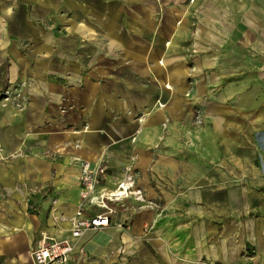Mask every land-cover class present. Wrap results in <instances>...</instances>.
Returning <instances> with one entry per match:
<instances>
[{
    "label": "crops",
    "instance_id": "crops-1",
    "mask_svg": "<svg viewBox=\"0 0 264 264\" xmlns=\"http://www.w3.org/2000/svg\"><path fill=\"white\" fill-rule=\"evenodd\" d=\"M244 2L0 0V90L22 92L0 109V264L29 261L43 236L75 243L65 264H264V0L248 15ZM248 20L259 98L210 104L217 147L199 163L178 146L184 96L199 80L239 90L225 77L245 74ZM102 160L84 197L82 163ZM80 207L109 224L74 237Z\"/></svg>",
    "mask_w": 264,
    "mask_h": 264
},
{
    "label": "rangeland",
    "instance_id": "rangeland-1",
    "mask_svg": "<svg viewBox=\"0 0 264 264\" xmlns=\"http://www.w3.org/2000/svg\"><path fill=\"white\" fill-rule=\"evenodd\" d=\"M254 0H245L244 6L246 9V15L252 14L251 9L253 8ZM54 15L51 16V19L48 21V30L52 31L55 36L60 35L61 26L56 16V13L59 12H53ZM38 14H41L38 12ZM250 21V22H249ZM250 23L249 26L245 27L244 35H245V74L239 75V76H227L225 79H229V81L232 80V82H235L240 79L244 80V83H239L238 85H232V86H239V90H223L225 87H221L220 83L216 81V84L213 85L212 89L208 90L202 85H200L203 80H199L197 83V87L193 89L192 91L188 92L184 97L189 98L192 103L190 105V108H187V116L186 120L182 121V133L180 134V141L178 145L180 147V150L184 153L185 156L193 158L196 157V160L199 163H204L205 160L208 158V154L211 155V152L215 150V147H217V144L212 139L211 135V123H210V111L209 107L210 104H214L216 100L221 99V95L224 94H240L239 99L243 104H245L244 107H248L252 111V106H248V104H252L253 98H259L258 96V88L259 87L256 83H254V79H256L258 76L257 74H254L252 70V65L257 67L258 60L254 58V54L256 53V44L251 41V35L255 31L254 22L253 20H248ZM247 23V21H246ZM252 24V25H251ZM22 48L26 52H29L32 49V43L28 41H22L21 43ZM263 47V46H262ZM57 56H59L57 54ZM8 60H4V65L1 67L2 70H0V84L5 78V69L7 65ZM261 62L264 63V59H261ZM255 64V65H254ZM255 67V68H256ZM219 76H215L214 79H219ZM203 79V78H201ZM262 79L264 81V76H262ZM215 81V80H214ZM224 82H226L224 80ZM218 87V88H216ZM8 87L4 90H0V109L1 107H6L8 101L14 96L15 98H18L21 96L22 92L19 93L17 90H8ZM211 88V87H209ZM261 89H264V86L261 85ZM264 93V92H263ZM212 99V100H211ZM157 105L164 104L161 101V98L158 97L156 100ZM215 110V109H214ZM237 115L233 116L236 117ZM240 116V115H238ZM252 117H249L251 119ZM264 135V134H263ZM134 139V138H133ZM135 140V139H134ZM261 145L264 149V136L261 140ZM178 150V149H177ZM212 159V156H211ZM103 161V160H102ZM105 162V161H104ZM106 163V162H105ZM107 164V163H106ZM108 165V164H107ZM109 170V166H108ZM108 175V171L106 175H104V179L102 180L101 185L103 184L104 180L106 179ZM99 185V186H101ZM98 186V187H99ZM97 187V188H98ZM96 188V190H97ZM95 190V192H96ZM9 198V194L7 192H4L3 190H0V199H7ZM200 205L204 206V210L210 211L214 208L210 205L208 201L200 202ZM216 223L219 225V221H216ZM219 227V226H218ZM221 228V227H220ZM250 252V251H249ZM196 264H217L212 263L208 259H199L195 262ZM245 264V263H244ZM247 264V263H246Z\"/></svg>",
    "mask_w": 264,
    "mask_h": 264
},
{
    "label": "built area",
    "instance_id": "built-area-1",
    "mask_svg": "<svg viewBox=\"0 0 264 264\" xmlns=\"http://www.w3.org/2000/svg\"><path fill=\"white\" fill-rule=\"evenodd\" d=\"M81 168L80 181L87 189L83 196L88 197L101 185L104 175L108 171V165L104 161L95 164L84 161ZM108 224L109 216L107 214L100 213L87 217L84 215L83 208L80 207L77 211V221L72 235L78 237L87 229H95ZM74 248L75 243L69 238L55 239L43 236L32 249L29 261L18 264H65L69 261Z\"/></svg>",
    "mask_w": 264,
    "mask_h": 264
},
{
    "label": "bare ground",
    "instance_id": "bare-ground-1",
    "mask_svg": "<svg viewBox=\"0 0 264 264\" xmlns=\"http://www.w3.org/2000/svg\"><path fill=\"white\" fill-rule=\"evenodd\" d=\"M110 194V193H109ZM115 194V198H118L120 197L121 195H124L125 194V191L124 190H119L117 192H114ZM114 197V196H113Z\"/></svg>",
    "mask_w": 264,
    "mask_h": 264
}]
</instances>
